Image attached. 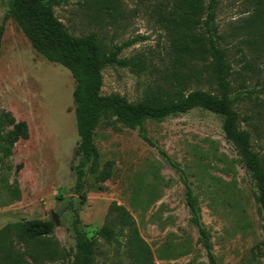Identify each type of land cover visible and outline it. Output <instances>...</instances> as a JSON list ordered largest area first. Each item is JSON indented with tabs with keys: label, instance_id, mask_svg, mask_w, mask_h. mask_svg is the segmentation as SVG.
<instances>
[{
	"label": "rangeland",
	"instance_id": "1",
	"mask_svg": "<svg viewBox=\"0 0 264 264\" xmlns=\"http://www.w3.org/2000/svg\"><path fill=\"white\" fill-rule=\"evenodd\" d=\"M12 0H0V114L24 122L28 139L19 140L0 164V229L38 220L54 225L52 238L64 251L58 264H71L75 250L73 223L93 239L111 203L130 212L154 264H209L204 241L186 205L185 183L199 209L214 264H264V221L254 201L255 187L234 148L222 133V118L201 109L146 120L143 135L113 117L95 131L100 162L113 161V176L87 186L83 201L73 193L76 164L72 92L74 81L63 67L44 60L7 17ZM211 2V0H206ZM214 28L230 65V86L239 129L252 149L264 154V54L256 58L232 35L246 17L245 0H212ZM121 16L94 18L84 0H62L54 16L73 36L97 34L112 48L136 40L119 59L141 57L143 71L108 66L102 71L101 95L140 101L157 86L165 87L168 39L155 21V0H122ZM208 91L193 85L190 90ZM173 165V166H172ZM20 167V168H18ZM18 168V169H17ZM17 181L20 200L4 185ZM117 243L98 240L97 264H126L124 235Z\"/></svg>",
	"mask_w": 264,
	"mask_h": 264
},
{
	"label": "trees",
	"instance_id": "2",
	"mask_svg": "<svg viewBox=\"0 0 264 264\" xmlns=\"http://www.w3.org/2000/svg\"><path fill=\"white\" fill-rule=\"evenodd\" d=\"M62 0H12L7 17L14 21L31 48L49 63L66 69L73 81L75 129L78 137L74 150L76 164L71 168L75 181L74 195L85 199V187L101 185L113 176V161L100 162L95 146V131L102 120L110 116L143 135L146 120L161 121L168 117L201 109L222 118L224 139L232 145L244 170L254 183V201L264 221V154L252 149L250 136L239 129L230 86V65L226 52L220 47L214 28V4L206 0H155V21L168 39V66L165 87L157 86L140 101L129 103L116 94L102 96V71L115 66L143 71L141 57L119 59L121 52L136 40L112 48L103 46L97 34L73 36L54 16L53 7ZM94 18L121 16L122 0H84ZM246 17L232 29L240 44L254 57L264 54V0H245ZM2 30L0 29V42ZM193 85L208 91L190 90ZM28 139L24 122H16L10 113L0 114V164L12 155L19 140ZM173 166V165H172ZM20 168V167H18ZM17 168V169H18ZM4 188L13 201L20 200L16 180ZM186 205L192 222L204 241L209 264H214L209 238L201 226L199 209L193 192L185 183ZM75 215L73 233L75 250L71 264H97L99 239L117 243L124 235L126 264H154L150 247L140 237L136 224L125 208L111 203L105 222L93 239H87L77 228ZM54 225L49 221H24L7 224L0 229V264H58L64 256L59 243L52 238ZM117 264H123L118 262Z\"/></svg>",
	"mask_w": 264,
	"mask_h": 264
}]
</instances>
